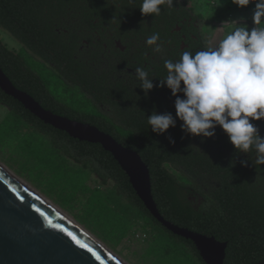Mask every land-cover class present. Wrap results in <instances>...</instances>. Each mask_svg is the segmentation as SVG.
Masks as SVG:
<instances>
[{"label": "flooded vegetation", "instance_id": "flooded-vegetation-1", "mask_svg": "<svg viewBox=\"0 0 264 264\" xmlns=\"http://www.w3.org/2000/svg\"><path fill=\"white\" fill-rule=\"evenodd\" d=\"M140 2L105 0L97 2L98 7L94 8L93 2H89L87 14L75 10L67 23L69 30L62 29L69 46L62 64L55 62L62 57L61 26H55L58 32L55 55L51 52L55 61L26 49V68L35 78L26 85V93L54 114L108 133L136 151L147 167L143 158H149L148 154H179L181 163L165 159L160 165L175 175L176 184L182 187L169 193L167 182L153 181L150 176L151 193L155 197L182 200L202 216L210 212V202L221 198L264 199V164L255 163L254 150L249 153L236 150L218 125L212 137L185 133L178 119L176 126H170L164 133L152 132L148 115L171 113L175 118V97L166 86H155L167 75L164 61H176L184 51L195 54L212 45V41L206 33L204 19L192 10L187 0H173V7L162 5L159 15H142ZM154 33H159L157 43L162 44L159 53L153 51L155 45L146 44V39ZM137 67L147 70L153 82L154 87L147 94L135 75ZM177 95L183 98L182 93ZM251 122L264 137V119ZM43 124L39 127L52 131L51 125ZM169 137L174 143L169 142ZM241 161L246 164L242 165ZM155 182L159 185L153 188ZM186 228L225 241L207 233L210 229L206 226ZM186 241L201 259L193 242ZM244 264H264V259L257 262L252 256Z\"/></svg>", "mask_w": 264, "mask_h": 264}, {"label": "trees", "instance_id": "trees-1", "mask_svg": "<svg viewBox=\"0 0 264 264\" xmlns=\"http://www.w3.org/2000/svg\"><path fill=\"white\" fill-rule=\"evenodd\" d=\"M100 1L105 0H0V30L19 45V50L14 51L0 39V68L13 85L26 92V85L35 81L26 68V49L45 58L51 59L55 55L58 39L55 26H61L59 37L62 40V57L57 61L53 58L51 60L57 64L66 61L65 53L69 46L68 38H65L62 29L69 30L67 23L75 10L87 14L90 11L89 2H93L94 8L98 7L95 4ZM42 51H45V54ZM0 107L6 109L0 120V136H15L22 141L23 147L32 150L37 177L41 178L43 176L41 173L46 169L51 173L52 180L49 179L47 187L58 186L55 175L61 174L67 185L79 182L81 184L79 190L89 191L86 203L94 212L90 218L86 217L85 221L88 220L100 227L99 219L111 211V205L115 204L122 207L123 211L132 213L149 227L154 233L153 247L162 249L166 257L169 255L168 258L173 261L185 259L189 264H203L197 253L187 246L185 239L167 231L149 214L131 188L126 174L112 155L99 144L71 138L65 132L52 127H50L52 131L43 130L44 128L39 127L44 125L43 122L1 89ZM148 155L149 158L143 159L149 167L151 180L157 179V182L164 180L167 182L169 193L177 192L182 185L176 184L175 175L166 171L160 164L165 159L181 163L179 154ZM69 161L72 162V166L68 164ZM91 176L95 177L102 187H107V190L102 191L98 187L89 190L84 181ZM157 182L152 184L153 188L159 185ZM152 195L165 219L189 228L206 226L210 229L207 233L225 240L227 242L225 264H244L245 260L252 256L257 262L264 259V199L221 198L210 202L212 205L210 212L202 216L195 213L182 200ZM119 215L123 222V228L119 229L123 235L127 230L124 228L127 223L125 217ZM102 232L105 233V230ZM106 235L115 237L114 234ZM119 239L120 236H117L116 241Z\"/></svg>", "mask_w": 264, "mask_h": 264}, {"label": "clouds", "instance_id": "clouds-1", "mask_svg": "<svg viewBox=\"0 0 264 264\" xmlns=\"http://www.w3.org/2000/svg\"><path fill=\"white\" fill-rule=\"evenodd\" d=\"M252 2L232 0L238 7ZM254 2L255 26L251 29L233 20L232 29L217 43L195 54L184 51L176 61H164L167 75L155 86L170 89L175 97V118L171 113L148 115L152 132L162 134L170 126L175 127L178 119L185 133L212 137L218 125L236 150H254L255 163L264 164V137L251 122L264 119V0ZM162 5L173 7V0H141L139 9L142 15H159ZM159 39V33L146 39L147 45H155L153 51L157 53L162 51ZM135 75L147 94L154 87L149 72L137 67ZM169 142L174 143L171 137Z\"/></svg>", "mask_w": 264, "mask_h": 264}, {"label": "water", "instance_id": "water-1", "mask_svg": "<svg viewBox=\"0 0 264 264\" xmlns=\"http://www.w3.org/2000/svg\"><path fill=\"white\" fill-rule=\"evenodd\" d=\"M0 89L34 116L71 138L109 152L149 214L166 230L190 240L205 264H223L226 242L165 219L151 193L149 169L140 155L88 123L44 109L16 88L0 68ZM0 264H123L91 242L34 193L0 168Z\"/></svg>", "mask_w": 264, "mask_h": 264}, {"label": "rangeland", "instance_id": "rangeland-1", "mask_svg": "<svg viewBox=\"0 0 264 264\" xmlns=\"http://www.w3.org/2000/svg\"><path fill=\"white\" fill-rule=\"evenodd\" d=\"M187 2L192 10L204 19L205 30L212 44L217 43L232 29L231 21L233 20L238 24L246 25L249 29L255 26L252 20L255 10L254 0L243 7L233 4L232 0H187ZM0 39L9 49L19 50L16 41L1 30ZM5 113L6 109L0 107V120ZM24 147L22 141L15 136H0V165L71 218L82 230L101 243L124 264H189L185 259L173 261L168 258L169 255L165 256L162 249L154 248L152 244L154 233L142 220L127 210L123 211L120 206L111 205V211L99 219L100 227L88 220L85 221V218H90L91 213L94 212L93 208L88 207L86 203L89 191L79 190L81 186L79 182L67 185L61 178V174L55 175L58 186L47 187L52 177L51 173L47 169L43 170L41 173L43 176L38 178L36 168L34 169L36 163H33L32 150ZM68 164L72 166V162L69 161ZM84 182L89 190L97 187L102 191L107 190V187H102L93 176ZM119 214L125 217L127 223L124 226L127 230L123 235L119 229L123 228ZM104 230L105 233L102 232ZM106 233L114 234L115 237L111 238ZM117 236H120L118 241H116Z\"/></svg>", "mask_w": 264, "mask_h": 264}, {"label": "bare ground", "instance_id": "bare-ground-1", "mask_svg": "<svg viewBox=\"0 0 264 264\" xmlns=\"http://www.w3.org/2000/svg\"><path fill=\"white\" fill-rule=\"evenodd\" d=\"M0 168H2L5 172H7L9 175H11L13 178H15L21 185H23L25 188L30 190L32 193H34L41 201H43L45 204H47L54 212L62 216L66 221L74 225L78 231H80L85 237H87L91 242H93L95 245L102 248L104 251L108 252L110 255H112L114 258H117L113 253H111L107 248H105L101 243H99L96 239H94L92 236H90L88 233H86L84 230H82L71 218L66 216L64 213H62L58 208H56L54 205L49 203L46 199L38 195L33 189L28 187L26 184H24L22 181L14 177L11 173H9L4 167L0 165ZM118 259V258H117ZM119 260V259H118ZM122 262V261H121ZM124 264V263H123Z\"/></svg>", "mask_w": 264, "mask_h": 264}]
</instances>
